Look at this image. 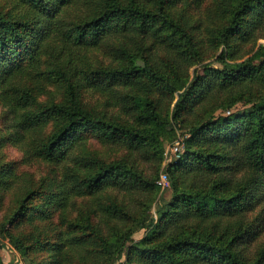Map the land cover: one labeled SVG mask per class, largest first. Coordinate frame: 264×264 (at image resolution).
<instances>
[{
	"label": "trees",
	"instance_id": "1",
	"mask_svg": "<svg viewBox=\"0 0 264 264\" xmlns=\"http://www.w3.org/2000/svg\"><path fill=\"white\" fill-rule=\"evenodd\" d=\"M15 1L27 14L14 18L0 13V77L13 79L40 66L41 75L62 80L68 92L65 101L40 103L29 110L32 95L11 90L15 105L25 110L20 125L52 122L50 135L38 141L35 150L59 170L58 176L46 177L24 190L22 205L10 220L14 228L29 227L17 236L28 255L27 264H64L86 244L92 247L86 249L85 264L109 260L114 264H264V241L258 244L264 235V97L240 112L229 110L242 93L252 95L244 88L264 89V60L258 65L226 61L233 58L229 48L235 40L247 38L264 24V0H237L235 5L222 1L228 25L208 32L212 44L224 46L217 58L222 69L207 68L196 76L179 95L171 120L183 122L184 115L218 94L226 96L217 102L218 110L226 109L229 114L212 116L188 130L185 152L165 170L172 198L164 209L161 204L155 210L157 220L146 211L133 213L112 197L114 203L99 202L96 208L86 204L84 224H65L64 215L55 222L52 213L63 214L71 197L91 198L103 190L129 197L152 194L153 184L141 176L136 160L163 152L159 131L170 123L153 93L174 97L185 88L187 79L174 63L168 74L152 62H145L144 67L134 61L127 64L130 53L125 46L134 35L143 41L171 29L164 9L173 0ZM189 28H177L187 50L172 45L179 59L198 61L200 51L194 48ZM114 40L116 46L110 43ZM99 49L108 53L103 60L93 55ZM260 50L264 53V47ZM112 56L117 64H112ZM82 88L119 89L129 120L116 123L83 109L78 101ZM88 138L125 148L132 162L110 164L83 152ZM10 172L0 163V187H9ZM256 208L260 209L249 221L247 215ZM98 213L101 220L95 222ZM104 217L115 222L110 237L105 233ZM226 220L229 225L219 229ZM208 222L206 232L203 226ZM63 225L66 228L61 231ZM138 230L146 233L134 242ZM31 252L41 258L29 256Z\"/></svg>",
	"mask_w": 264,
	"mask_h": 264
},
{
	"label": "rangeland",
	"instance_id": "2",
	"mask_svg": "<svg viewBox=\"0 0 264 264\" xmlns=\"http://www.w3.org/2000/svg\"><path fill=\"white\" fill-rule=\"evenodd\" d=\"M226 5L236 4L237 0H173L169 4V8L164 9L168 20L172 22L173 27L164 33H158L153 37H149L140 41L137 35L131 37V40H126V46L130 55L127 64L134 61L137 66L144 67L145 62L154 63V67H158L164 73L168 71L172 65H179L182 75L185 74L187 84L185 88H181L174 93V97L168 94H162L157 91L153 93V97L157 99L161 114L169 119L170 123L159 131L160 141L163 146V152L156 157H139L137 167L141 176L148 183L153 184V191L150 197L134 196L120 194L117 191L103 190L94 196L90 197H71L68 202V207L63 209V214L59 212L52 213L53 221H60L64 215L66 219L65 224H84L83 210L87 205L96 208L98 203L109 204L112 197L116 198L118 203H123L133 213L153 214L154 220H157L158 214L155 210L162 204V208L168 204L172 198V187L165 170L169 164L179 160L185 152V140L189 138V129L198 122L214 116H223L229 114L226 109L217 108V102L226 100L224 94L216 95V97L209 98V100L201 103L202 105L193 112H190L183 117V122L175 123L171 120L172 109L175 106L178 97L188 87L191 86L196 76L204 74L207 68L222 69V64L217 61L219 54L224 49V46L212 44V40L208 32L213 29L225 28L228 25L229 16L226 10L222 7L223 2ZM0 13L12 16L14 18L24 16L27 13L25 9L20 6L15 0H0ZM188 35H193L196 42L194 48L200 51V58L198 61L191 59L186 61L179 59V55L175 51V46L181 45L187 50L182 42L181 32L177 28H187ZM176 32V35H175ZM165 36H170L166 39ZM114 46L117 42L110 41ZM172 44H175L173 46ZM190 47V46H189ZM264 47V24L258 27L257 30L248 35L247 38H238L233 42V46L229 48L232 53L230 58H227L228 63L251 62L252 64H260L263 62V54L260 49ZM93 55L103 60L107 52L104 49H99ZM113 65L117 64L115 57H111ZM127 60V59H126ZM126 63V61H125ZM174 63V64H173ZM34 69V72L32 70ZM41 67H30L21 75L13 79L0 77V163L6 164L11 171V184L7 189L0 187V261L2 264H27L28 255L25 254L24 248L17 241V236L26 233L27 225H20L15 227L10 224L13 214L17 213L22 205V197L24 190L31 185H37L45 181L46 177L54 178L59 175L58 167L42 159L37 155L35 145L38 141L47 138L52 131V122H41L32 127H23L20 125L24 109L17 107L13 100L12 88L18 94L29 93L33 97V102L28 107L29 110L38 106L40 103L54 104L67 100V88L63 85L62 80H57L48 75H41ZM252 93H242L236 97L237 102L229 110L232 112H240L250 107V102L257 101L264 97V89L253 87L245 89ZM122 92L117 89H86L82 88L80 91L78 101L83 109L98 114L105 115L116 123H123L129 120L127 108L124 106V100H120ZM227 106V105H225ZM226 108V107H223ZM223 110V111H222ZM81 150L85 153H93L98 158L106 163L116 162H132L133 156L117 145H103L97 140L88 138L82 145ZM94 155V156H95ZM176 178V176L174 175ZM231 194L232 191L226 192ZM113 202V200H112ZM114 203V202H113ZM143 205H146L145 207ZM260 208H256L253 213L247 215L250 221L256 215ZM101 220L100 213L94 219L95 222ZM102 221L105 224L106 234L111 236L110 228L115 224L112 219L104 217ZM230 220L222 221L218 227L225 228L229 225ZM122 222L119 221L118 226ZM211 223H205L204 231L210 230ZM129 227V226H127ZM126 227V228H127ZM134 227V226H133ZM132 227V228H133ZM66 226H60L63 231ZM125 228L124 224L121 227ZM121 231V230H119ZM144 230L134 232L133 241L137 242L145 235ZM49 234L53 239L57 236L53 231ZM108 237V238H109ZM107 238V239H108ZM264 241V235L258 241V244ZM92 246L86 244L82 250H79L73 257L65 259L64 264H85L87 256L86 249L89 250ZM126 251L122 253L125 256ZM38 252H31L29 256L35 259L41 258ZM122 256V257H123ZM79 257L82 262H78ZM121 255L118 257V259ZM105 264L111 263V260ZM117 264V263H116Z\"/></svg>",
	"mask_w": 264,
	"mask_h": 264
},
{
	"label": "built area",
	"instance_id": "3",
	"mask_svg": "<svg viewBox=\"0 0 264 264\" xmlns=\"http://www.w3.org/2000/svg\"><path fill=\"white\" fill-rule=\"evenodd\" d=\"M163 177H164V179H166V177H167V176H166V175H164Z\"/></svg>",
	"mask_w": 264,
	"mask_h": 264
}]
</instances>
